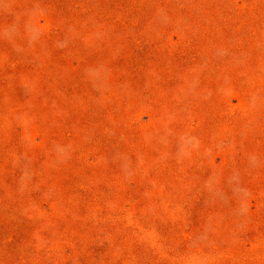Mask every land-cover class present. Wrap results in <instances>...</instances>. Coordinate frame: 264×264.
<instances>
[{"label":"rangeland","instance_id":"374dc122","mask_svg":"<svg viewBox=\"0 0 264 264\" xmlns=\"http://www.w3.org/2000/svg\"><path fill=\"white\" fill-rule=\"evenodd\" d=\"M0 264H264V0H0Z\"/></svg>","mask_w":264,"mask_h":264}]
</instances>
